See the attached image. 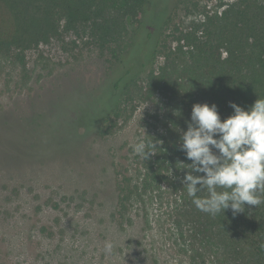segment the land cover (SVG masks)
<instances>
[{
	"label": "rangeland",
	"instance_id": "374dc122",
	"mask_svg": "<svg viewBox=\"0 0 264 264\" xmlns=\"http://www.w3.org/2000/svg\"><path fill=\"white\" fill-rule=\"evenodd\" d=\"M192 1L198 2L196 9ZM238 1L185 0L165 31L173 35L168 44L177 47L174 29L189 26L203 11L220 13ZM83 46L73 35L64 36L63 43L50 40L26 52L24 69L0 56V264H190V234H181L174 223L182 206L179 185L147 192L120 218L115 183L128 171L132 176L140 171V156L133 151L137 137L146 140L170 115H191L199 86L193 61L178 71L188 79L181 77L139 102L112 135L82 138L68 149L67 134L57 136L62 144L55 145L25 115L101 78L102 59ZM162 62L156 58L154 66ZM81 101L63 99L57 123L68 110L75 124L82 123L95 97ZM171 175L174 182L184 173ZM106 242L113 245L110 254ZM216 250L214 245L205 249V264H219Z\"/></svg>",
	"mask_w": 264,
	"mask_h": 264
},
{
	"label": "trees",
	"instance_id": "16d2710c",
	"mask_svg": "<svg viewBox=\"0 0 264 264\" xmlns=\"http://www.w3.org/2000/svg\"><path fill=\"white\" fill-rule=\"evenodd\" d=\"M184 1L0 0L1 57L24 69L27 51L50 40L63 43L64 36L73 35L103 61L97 82L77 86L59 102L58 98L44 110L37 107L26 114L35 124L33 128L50 134L55 145L62 144L57 136L67 134L68 149L82 138L108 137L120 120L130 118L139 102L165 91L170 83L178 84L181 77L189 78L178 71L188 68L190 60L199 81L198 103L217 105L222 120L234 112L230 103L247 110L257 99H264V2L239 0L220 13L203 11L189 26L174 29L178 45L172 49L168 39L173 35L165 31ZM192 4L198 7V2ZM156 58L163 59L157 68ZM85 97H95V101L89 112L84 110L82 123L75 124V114L69 110L65 120L57 123L65 106L63 99L66 103L76 98L83 102ZM190 117L170 115L146 138L160 142H156L155 155L147 160L139 157L137 174L128 171L115 183L117 215L123 218L130 205L147 192L163 184L177 190L178 184L182 206L174 223L181 234H190V264H205V249L210 245L219 249V264H264V204L257 208L246 204L245 211L235 216L229 210L211 217L199 211L187 195L181 181L191 171L184 164L191 161L180 147ZM175 170L184 175L173 182ZM198 195L203 198L208 194L204 190Z\"/></svg>",
	"mask_w": 264,
	"mask_h": 264
},
{
	"label": "clouds",
	"instance_id": "9594fccd",
	"mask_svg": "<svg viewBox=\"0 0 264 264\" xmlns=\"http://www.w3.org/2000/svg\"><path fill=\"white\" fill-rule=\"evenodd\" d=\"M229 107L233 114L222 120L217 105L194 104L181 137L180 150L191 161L181 163L191 168L181 183L196 208L211 217L264 204V99L247 110L235 103ZM156 142L137 137L133 151L147 160L155 155ZM204 190L208 195L201 198ZM112 248L105 243L106 253Z\"/></svg>",
	"mask_w": 264,
	"mask_h": 264
}]
</instances>
